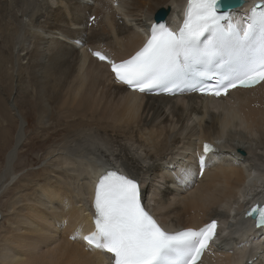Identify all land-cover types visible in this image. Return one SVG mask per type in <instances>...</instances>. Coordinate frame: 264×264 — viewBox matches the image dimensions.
<instances>
[{
    "label": "bare ground",
    "instance_id": "bare-ground-1",
    "mask_svg": "<svg viewBox=\"0 0 264 264\" xmlns=\"http://www.w3.org/2000/svg\"><path fill=\"white\" fill-rule=\"evenodd\" d=\"M181 2L0 0V128L5 120L20 119L0 175V197L10 193L0 264H107L102 251L85 249L81 238L71 236L93 229L85 200L99 175L122 167L143 184L150 206L161 208L155 213L163 212L165 221L202 211L200 224L217 221L213 250L226 242L222 257L264 264V228L249 232L235 213L244 202L264 199V85L239 108L240 123L224 119L225 146L208 155L202 178L194 182L184 175L197 169L186 150L196 146L197 136L213 139L220 111L192 96L130 92L113 82L102 62L79 50L89 43L123 59L144 42L141 33L155 11L170 7L169 19ZM244 2L231 10L239 20L254 3ZM84 11L96 14L93 26H81ZM16 98L36 108L34 132L64 133L44 152L40 171L9 184L27 140V119Z\"/></svg>",
    "mask_w": 264,
    "mask_h": 264
},
{
    "label": "snow or ice",
    "instance_id": "snow-or-ice-1",
    "mask_svg": "<svg viewBox=\"0 0 264 264\" xmlns=\"http://www.w3.org/2000/svg\"><path fill=\"white\" fill-rule=\"evenodd\" d=\"M93 55L107 61L117 82L141 93L191 90L221 97L230 89L264 85V0L252 5L244 23L232 18L226 0H187L178 29L153 24L142 46L119 62L100 51ZM212 151L204 143L203 152ZM206 163L201 155V175ZM93 207V229L82 236L78 230L72 238L109 254L110 264H200L217 235L216 220L167 229L143 203L139 182L117 170L99 177ZM246 215L264 227V206Z\"/></svg>",
    "mask_w": 264,
    "mask_h": 264
},
{
    "label": "rangeland",
    "instance_id": "rangeland-1",
    "mask_svg": "<svg viewBox=\"0 0 264 264\" xmlns=\"http://www.w3.org/2000/svg\"><path fill=\"white\" fill-rule=\"evenodd\" d=\"M168 8L170 9V7ZM22 100H23L22 98H16L14 101L15 102L14 105L16 104L15 107L18 110V113L22 117H25L27 119V126L25 128V130L27 131V132L25 131V133L27 134V140H25L24 141L25 143L23 144V146L20 147L19 152H18V157L14 165V169L17 172L16 173L17 176L14 175V178L12 180L10 179L9 181H7V183L9 184L14 182L16 178L19 176L32 175L40 171L42 163L44 162L43 161L44 158H42V156L44 157V152L48 150V146H51L56 141H59L61 133H64L63 129L58 130V132H56L57 134L54 133L53 131H47V132L42 131L40 133L34 132L36 117H37L36 108L34 106L30 107V104L28 102H25V101L23 102ZM19 122H20V119H15L7 123L5 120L0 128V132H3L5 134V136H3V134L0 135V175H1L2 168L5 162V154L8 152V150L11 148L12 144L14 143V137H15L16 130L18 129ZM47 136L51 138L50 142L44 143L43 140L46 139ZM30 140H31V143H30ZM229 148L232 149V147H229ZM11 190L12 189L9 188L8 191H11ZM9 196H10V193L5 195V193L2 192L1 197H0V243L3 239L4 233L7 230V225H8V220L6 219L5 214L7 213V201L9 199Z\"/></svg>",
    "mask_w": 264,
    "mask_h": 264
},
{
    "label": "water",
    "instance_id": "water-1",
    "mask_svg": "<svg viewBox=\"0 0 264 264\" xmlns=\"http://www.w3.org/2000/svg\"><path fill=\"white\" fill-rule=\"evenodd\" d=\"M244 3V0H226V4L229 6V9H234L239 6H241ZM170 9H164L160 8L154 13V20L159 21V20H164L166 19L165 17L168 15Z\"/></svg>",
    "mask_w": 264,
    "mask_h": 264
}]
</instances>
